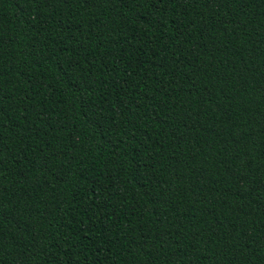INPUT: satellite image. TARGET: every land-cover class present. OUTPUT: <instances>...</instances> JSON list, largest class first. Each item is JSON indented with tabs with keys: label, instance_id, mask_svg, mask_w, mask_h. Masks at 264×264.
Masks as SVG:
<instances>
[{
	"label": "trees",
	"instance_id": "1",
	"mask_svg": "<svg viewBox=\"0 0 264 264\" xmlns=\"http://www.w3.org/2000/svg\"><path fill=\"white\" fill-rule=\"evenodd\" d=\"M0 264H264V0H0Z\"/></svg>",
	"mask_w": 264,
	"mask_h": 264
}]
</instances>
